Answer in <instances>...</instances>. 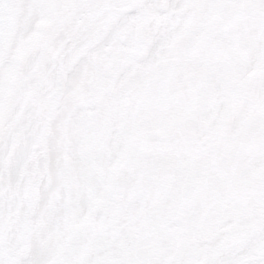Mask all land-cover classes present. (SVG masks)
I'll list each match as a JSON object with an SVG mask.
<instances>
[{
	"label": "snow or ice",
	"instance_id": "6c2138e0",
	"mask_svg": "<svg viewBox=\"0 0 264 264\" xmlns=\"http://www.w3.org/2000/svg\"><path fill=\"white\" fill-rule=\"evenodd\" d=\"M0 264H264V0H0Z\"/></svg>",
	"mask_w": 264,
	"mask_h": 264
}]
</instances>
